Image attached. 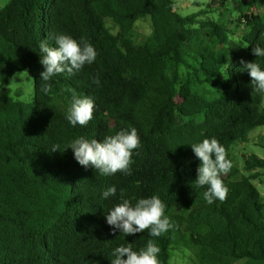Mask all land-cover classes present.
I'll use <instances>...</instances> for the list:
<instances>
[{"label": "trees", "instance_id": "trees-1", "mask_svg": "<svg viewBox=\"0 0 264 264\" xmlns=\"http://www.w3.org/2000/svg\"><path fill=\"white\" fill-rule=\"evenodd\" d=\"M205 12L183 15L176 0H9L0 6V264H112L115 248L139 251L149 239L160 248V264H170L172 246L186 236L202 264H264V196L253 183L259 171L245 174L231 155L235 142L264 126V93L255 91L241 64L256 62L264 70V57L252 52L264 47V12L240 9L235 22L245 46L236 50L228 46L234 31L228 22ZM144 18L152 32L137 42L131 35ZM61 34L86 38L97 57L73 75L53 76L45 93L39 45L55 46ZM189 53L197 67L188 63ZM181 65L198 82L219 86L220 95L207 98L194 79L182 81ZM18 71L34 78L30 103L7 86ZM67 89L95 103L84 127L66 119ZM133 127L141 143L131 175H101L67 148L80 137L102 142ZM205 138H216L232 163L221 177L227 198L212 204L203 198L207 186L195 183L200 161L191 148ZM244 169H264V159L253 154ZM111 186L116 195L102 198ZM153 195L166 205L168 232L126 236L107 224L108 212L124 199L134 206Z\"/></svg>", "mask_w": 264, "mask_h": 264}, {"label": "clouds", "instance_id": "clouds-1", "mask_svg": "<svg viewBox=\"0 0 264 264\" xmlns=\"http://www.w3.org/2000/svg\"><path fill=\"white\" fill-rule=\"evenodd\" d=\"M54 39L55 46H49L47 40L39 45L42 54L40 64L44 67V71L40 73V80L43 82L41 90L45 93L51 90L49 81L53 76L65 72L73 75L86 64L93 63L97 57L94 46L84 37H81L79 42L65 34L58 35ZM252 52L256 57H264V47L254 46ZM241 64L248 72L255 91L264 93V70L256 62L241 60ZM93 82L99 85L98 75ZM67 91L71 92L67 121L73 127L86 126L93 118L94 101L90 97L77 95L73 89ZM140 143L137 129L133 127L106 136L102 142L80 137L73 140L67 148H71L75 160L81 166L87 168L92 165L101 175L109 176L117 172L131 175L133 151L140 147ZM191 148L200 161L195 183L198 187L207 186V190L203 193L204 200L208 204H212L215 200L224 201L227 198L228 188L221 177L228 174L232 168L225 147L216 138H205L200 143L192 144ZM56 150L54 146L53 151ZM116 192L115 186L108 187L102 192V198L115 196ZM165 207V203L158 195L141 198L134 206L129 200L124 199L108 212L106 222L113 231L118 229L126 236L148 230L150 236L159 237L173 227L170 218L165 215ZM159 252L160 248L152 239H149L146 247L139 251H134L131 247L119 246L113 252L115 258L112 259V264H160Z\"/></svg>", "mask_w": 264, "mask_h": 264}, {"label": "rangeland", "instance_id": "rangeland-1", "mask_svg": "<svg viewBox=\"0 0 264 264\" xmlns=\"http://www.w3.org/2000/svg\"><path fill=\"white\" fill-rule=\"evenodd\" d=\"M177 9L183 14H190L197 11H206L203 15L228 22L234 31L229 33L228 46L230 49H239L245 46L242 40L243 27H238L236 23L240 15V9L244 11L264 12V0H176ZM9 0H0V6L7 4ZM236 21V22H235ZM108 25L116 33L111 21ZM152 32L151 22L148 18L140 19L132 32L131 37L137 42L148 40ZM188 63L197 67L196 58L190 53L187 54ZM225 72V71H224ZM181 80L187 78L194 79L193 87L207 98H213L221 93L219 86L208 83H200L196 80L193 69L186 65L180 66ZM4 86L0 77V89ZM7 86L11 89L15 98L23 103H30L34 98V78L26 71H18L8 79ZM264 107V99L263 104ZM256 154L264 159V126H260L249 133L247 141L235 142L232 146L231 155L235 164L244 170L245 174L259 171V176L253 179V183L258 187L264 196V169L246 171L245 161L251 155ZM170 264H202L197 256V248L191 243L188 236L175 243L171 249ZM235 264H245V259L238 260Z\"/></svg>", "mask_w": 264, "mask_h": 264}]
</instances>
